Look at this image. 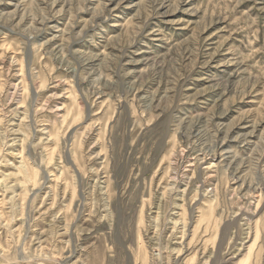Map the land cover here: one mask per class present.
Returning a JSON list of instances; mask_svg holds the SVG:
<instances>
[{
  "label": "rangeland",
  "instance_id": "374dc122",
  "mask_svg": "<svg viewBox=\"0 0 264 264\" xmlns=\"http://www.w3.org/2000/svg\"><path fill=\"white\" fill-rule=\"evenodd\" d=\"M0 264H264V0H0Z\"/></svg>",
  "mask_w": 264,
  "mask_h": 264
}]
</instances>
